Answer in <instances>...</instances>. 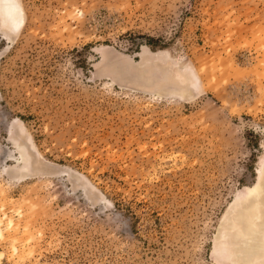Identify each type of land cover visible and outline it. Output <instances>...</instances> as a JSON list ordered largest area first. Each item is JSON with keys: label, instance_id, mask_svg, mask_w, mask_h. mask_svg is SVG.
<instances>
[{"label": "rangeland", "instance_id": "obj_1", "mask_svg": "<svg viewBox=\"0 0 264 264\" xmlns=\"http://www.w3.org/2000/svg\"><path fill=\"white\" fill-rule=\"evenodd\" d=\"M15 2L17 31L0 5V205L17 227L1 264L249 262L262 238L224 232L264 171V0Z\"/></svg>", "mask_w": 264, "mask_h": 264}, {"label": "bare ground", "instance_id": "obj_2", "mask_svg": "<svg viewBox=\"0 0 264 264\" xmlns=\"http://www.w3.org/2000/svg\"><path fill=\"white\" fill-rule=\"evenodd\" d=\"M2 3L3 4L0 5H2L3 11L7 13L6 5L8 0H2ZM8 41L10 42L9 39ZM19 155L21 158H18L15 163L18 165H25L23 153L20 149ZM18 177L20 179H18L19 181H24L26 179H31L33 174L23 172ZM2 193H5L4 189L2 190ZM242 195V198L237 199V203L230 211L224 233H227V231L231 229H239L245 236L250 235V241H257L258 239L262 238V241L259 244L253 245L249 249L247 246H245L243 250L248 249V254H250V257H252V259H249L250 261L246 262V264H264V171L259 169L257 183L253 187H246L242 192ZM5 205L6 204L2 206L0 205V209L3 211L4 218L8 221L6 229H4L1 226L2 224H0V238L3 240H5L7 236L11 234V232H15L17 229L15 221L12 218H9L7 215ZM29 231V228L25 229L26 235L32 239V233ZM12 251L16 255H18L20 252L16 245L12 247ZM245 254H247V252H245ZM2 257L3 254L0 253V264ZM242 264H244V262H242Z\"/></svg>", "mask_w": 264, "mask_h": 264}, {"label": "snow or ice", "instance_id": "obj_3", "mask_svg": "<svg viewBox=\"0 0 264 264\" xmlns=\"http://www.w3.org/2000/svg\"><path fill=\"white\" fill-rule=\"evenodd\" d=\"M7 13L4 15L5 23L8 27L15 31L21 27L23 23V12L21 6L15 0H8L6 5Z\"/></svg>", "mask_w": 264, "mask_h": 264}]
</instances>
